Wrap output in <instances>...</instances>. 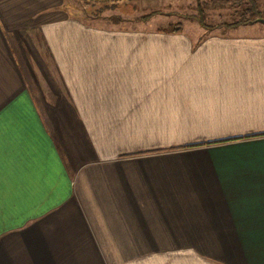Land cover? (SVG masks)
Here are the masks:
<instances>
[{
	"label": "crops",
	"instance_id": "obj_1",
	"mask_svg": "<svg viewBox=\"0 0 264 264\" xmlns=\"http://www.w3.org/2000/svg\"><path fill=\"white\" fill-rule=\"evenodd\" d=\"M74 2L0 0V264H264L263 30Z\"/></svg>",
	"mask_w": 264,
	"mask_h": 264
},
{
	"label": "rangeland",
	"instance_id": "obj_2",
	"mask_svg": "<svg viewBox=\"0 0 264 264\" xmlns=\"http://www.w3.org/2000/svg\"><path fill=\"white\" fill-rule=\"evenodd\" d=\"M200 1L205 23L215 25L210 30L200 25L197 19L193 18V16L199 15L197 0H185V2L181 0L180 4H173L168 7L166 6L169 4L161 1L133 2V11L129 14H127L128 10H125L123 3L113 4L111 2L75 0L74 4L76 6L75 11L80 14L83 20H88L87 22L92 23L98 19L97 24L110 27H133V37L142 39L152 36L156 37L158 36L156 31L159 27H165L170 23L177 22L182 23L186 34L192 35L199 42L211 34L223 32H232L234 34L248 33V31L255 34L261 30L264 32V21H257L237 29L223 25L238 19L232 14V9L228 5L212 4L209 2L210 0ZM257 1L264 16V0ZM156 10L160 12L146 20L141 19L143 15Z\"/></svg>",
	"mask_w": 264,
	"mask_h": 264
},
{
	"label": "trees",
	"instance_id": "obj_3",
	"mask_svg": "<svg viewBox=\"0 0 264 264\" xmlns=\"http://www.w3.org/2000/svg\"><path fill=\"white\" fill-rule=\"evenodd\" d=\"M97 2H107V1H97ZM215 5L227 6L232 9V14L235 15L238 19L235 21L225 23L223 25L235 27L241 24H251L257 21H264L263 11L259 7V3L257 0H210L209 1ZM197 8L199 10V15L193 16V18L197 19L200 25L210 30L215 27V25H208L205 23L203 8H201V1L197 0ZM160 12L159 10L152 11L148 14H145L141 17V19H148L151 16ZM157 31L167 32V33H181L183 31V26L181 22L170 23L165 27H159ZM220 142V141H219ZM199 144L185 145L188 146H196Z\"/></svg>",
	"mask_w": 264,
	"mask_h": 264
}]
</instances>
